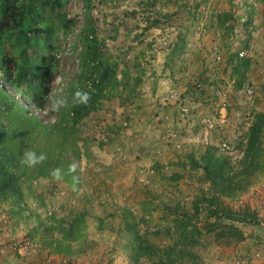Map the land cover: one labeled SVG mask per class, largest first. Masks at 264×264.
<instances>
[{"label":"rangeland","instance_id":"374dc122","mask_svg":"<svg viewBox=\"0 0 264 264\" xmlns=\"http://www.w3.org/2000/svg\"><path fill=\"white\" fill-rule=\"evenodd\" d=\"M92 1L91 17L104 42L98 55L116 69L77 127L79 155L69 162L78 165L79 183L74 190L72 175L59 181L38 175L22 182L27 212L68 221L83 214L81 232L91 247L72 256L54 251L42 244L31 223L14 215L13 207L0 203V264H158V258L170 264L172 253L162 250L177 241L185 256L175 264H242L243 258L264 264V170L243 192L219 194L214 213L205 200L211 186L202 169V155L211 147L238 172L245 134L264 114V0ZM63 12L74 23L66 36L52 24L59 64L50 96L67 95L77 82L83 52V1L68 0ZM156 18L159 24L147 28ZM5 51L6 58L17 59L10 44L5 43ZM37 52L42 50H27L31 64ZM243 59L250 63L238 86L233 67ZM48 98L36 112L44 122L57 114L48 110ZM224 105L227 122L221 126L217 117ZM30 108L34 113L36 108ZM224 210H250L255 216L230 221ZM174 220L186 224L183 239ZM128 225L147 233L149 244L161 249L155 257L126 246ZM192 228L196 233L190 237ZM25 240L32 248L19 251Z\"/></svg>","mask_w":264,"mask_h":264},{"label":"trees","instance_id":"16d2710c","mask_svg":"<svg viewBox=\"0 0 264 264\" xmlns=\"http://www.w3.org/2000/svg\"><path fill=\"white\" fill-rule=\"evenodd\" d=\"M82 1L87 19L80 29L83 52L80 69L76 73L77 82L72 83L67 95L70 96L79 86L80 89L91 94V100L86 106L61 110L52 122H44L27 107V104L36 109H42L45 100L50 96L51 83L59 64L55 56L58 46L52 39L54 28L58 25L66 36L74 23L63 12L68 0H0V203H8L13 207V213L18 219L31 223V229L40 237L42 244L48 243L52 245L54 251L70 256L83 253L85 249L91 247L90 242L81 232L83 214H77L76 218L73 217L68 221L55 216L42 219L38 213L27 212L22 182L38 175L50 177L49 172L55 167L67 170L70 165L69 157L79 155L76 141L77 127L81 120L92 111L98 92L116 69L113 62L109 63L108 57L98 55L104 42L99 38L95 20L91 17L93 1ZM47 13L56 19L55 23L51 17L46 16ZM52 24L56 25L52 27ZM158 24L157 18L153 19L149 21L147 28ZM5 43L10 44L14 50L11 55L17 59L6 58ZM37 47L42 52H37L36 65L30 63L27 50ZM249 63V59L237 60L233 67L236 77L239 78L238 86L245 81V72L249 68ZM11 66L15 68V73L10 69ZM10 91H14L17 97ZM245 135L246 150L237 162L238 172L235 171L229 158L219 155L214 148L208 147L202 155L204 161L202 169L205 179L211 186L210 195L205 200L214 213H216L213 210L214 205L218 202L219 194L233 197L235 193L243 192L246 189L245 184L251 183L254 180L253 177L264 170L262 155L264 114H258L255 117ZM28 149L46 153L47 160L31 169L22 166L19 163L21 155ZM17 164L20 167L15 173L12 168ZM39 202H42V198H39ZM142 209L144 212L148 210L145 205ZM224 213L230 221L246 222L255 216V212L250 210L241 212L224 210ZM174 221L178 222V220ZM176 225L175 230L179 240L183 239L186 224L182 225L178 222ZM231 225L236 227L232 223ZM125 229L128 234L126 246H131L133 253L143 255L150 252L155 257L161 250L157 246H151L147 233L143 234L135 230L134 225H128ZM208 230H214V226L209 225ZM57 232L61 234L59 237L55 236ZM195 233V228L188 232L190 237H193ZM238 234L242 239L241 233ZM177 243L179 241L174 245L171 244L168 251L165 248L162 250H165L167 256L169 252L172 253L173 256L168 258L170 264H175L176 258L185 256L184 249L176 248ZM91 245H94L93 241ZM161 259L158 258V264H165V261Z\"/></svg>","mask_w":264,"mask_h":264},{"label":"clouds","instance_id":"9594fccd","mask_svg":"<svg viewBox=\"0 0 264 264\" xmlns=\"http://www.w3.org/2000/svg\"><path fill=\"white\" fill-rule=\"evenodd\" d=\"M59 83V81H58ZM11 93V91H10ZM13 95V94H12ZM15 96V95H14ZM17 97V96H16ZM91 100V94L76 87V90L71 93L70 96L62 93H53L48 98V110L54 113H59L61 110H68L77 106H86ZM30 106V104H27ZM30 107H33L32 105ZM29 109L31 110V108ZM35 108V107H33ZM37 110L35 109L34 114L36 115ZM47 160V155L44 152H37L32 149L24 151L21 155L19 163L26 168H34L37 165L43 164ZM78 165L76 163L70 164L67 170L61 167H55L50 170L49 175L54 181L61 180L65 175H72L73 188L79 183V176L74 175L77 172Z\"/></svg>","mask_w":264,"mask_h":264},{"label":"built area","instance_id":"2783aa9c","mask_svg":"<svg viewBox=\"0 0 264 264\" xmlns=\"http://www.w3.org/2000/svg\"><path fill=\"white\" fill-rule=\"evenodd\" d=\"M239 55L240 57H243L245 55V51H240L239 52ZM217 58L219 59V56H217ZM248 90V93H252V89L251 88H247ZM204 121L207 122V126L208 127H213L214 126V123L212 122V120H210V118H207L205 119ZM217 122L219 125H225V123L227 122V110H226V107L225 105L223 106V108L221 107L219 109V115L217 117ZM227 144L226 142H223L222 145H221V148L224 149L226 148ZM33 244L29 241V240H25L23 241L21 244H19V251H25L27 252L28 250H30L32 248ZM241 263L242 264H250V261H249V258H243L241 260Z\"/></svg>","mask_w":264,"mask_h":264}]
</instances>
